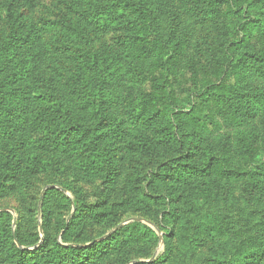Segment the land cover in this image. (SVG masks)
I'll use <instances>...</instances> for the list:
<instances>
[{
  "label": "rangeland",
  "instance_id": "374dc122",
  "mask_svg": "<svg viewBox=\"0 0 264 264\" xmlns=\"http://www.w3.org/2000/svg\"><path fill=\"white\" fill-rule=\"evenodd\" d=\"M8 1L0 49L31 57L41 74L32 82L64 85L84 53L115 61L102 93L113 125L100 127L99 157L82 142L70 151L20 134L0 142V264H264V0L250 18L217 22L204 2L153 0L164 34L187 39L174 63L158 50L132 60L128 31L88 25L78 11L101 0L9 11ZM230 75L242 82L236 106L223 96ZM187 164L198 170L183 177Z\"/></svg>",
  "mask_w": 264,
  "mask_h": 264
},
{
  "label": "trees",
  "instance_id": "16d2710c",
  "mask_svg": "<svg viewBox=\"0 0 264 264\" xmlns=\"http://www.w3.org/2000/svg\"><path fill=\"white\" fill-rule=\"evenodd\" d=\"M198 1L207 5V15L217 22L223 16L230 21L234 16L250 18L255 12L253 8L256 7L255 2L258 0L248 2L247 8L239 4L238 0ZM36 2L37 0H9L7 8L9 11L14 6L22 8L34 5ZM88 3V6L78 11L79 16L82 15L85 22L94 30H107L116 26L128 31L125 52L132 60L136 58L137 61H145L151 57L154 50H158L163 55V59L170 57L172 63L181 58L178 50L184 48L187 39L178 36L171 42L164 34L157 16L158 12L152 6L153 0H101ZM259 17L258 14L254 15L255 20ZM239 25L240 33V29H250L251 21L241 20ZM259 30L264 34V23ZM65 35L67 34L61 35L63 43H67ZM187 35H189L188 31ZM169 36L173 37L172 34ZM232 36L228 35L229 38ZM233 52L232 49L228 50L231 59ZM24 53L23 50H18L9 43L2 45L0 49V71L8 70L0 75V142L11 144V139L16 134H20L23 135L20 137H27V140L35 142V145L38 144L43 149L62 148L64 151H70L72 145L82 142L87 144L90 155L99 157L97 141L102 138L99 133L100 127L113 125L111 121L113 118L107 113V102H104L102 93L106 90L115 60L108 53L88 52L79 55L75 58V68L69 70V79L62 82L64 85L59 86L58 89L54 87V83L49 82V78L41 79L46 81H41L43 85L40 81V83L32 82V78L40 79L41 74L34 76L36 64L31 62V57L25 58ZM168 68L169 65L166 70ZM240 80V77L230 75L227 93L223 95L233 106L237 104V95L241 99ZM32 100L36 101L35 107L31 105ZM84 111H89L91 115L88 120L86 115H82ZM76 114L80 117H76ZM92 118V125H85L88 121H92ZM135 121L142 123L140 120ZM117 128L115 125L113 129L117 130ZM26 143L27 141L21 144ZM10 152L9 150L3 153L9 170L14 167L9 165L15 161ZM99 160L101 161V158L97 161ZM192 165L187 164L181 176L184 177L198 170ZM200 171L198 173H206L204 169Z\"/></svg>",
  "mask_w": 264,
  "mask_h": 264
}]
</instances>
